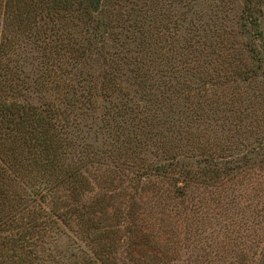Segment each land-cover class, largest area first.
Here are the masks:
<instances>
[{
  "label": "rangeland",
  "instance_id": "1",
  "mask_svg": "<svg viewBox=\"0 0 264 264\" xmlns=\"http://www.w3.org/2000/svg\"><path fill=\"white\" fill-rule=\"evenodd\" d=\"M116 1L107 32L95 12L48 42L26 37L0 0V69L19 71L14 88L0 84V111L57 109L58 166L87 181L57 207L104 203L100 225L113 240L96 264H264V0ZM39 170L26 159L0 177V204L14 205L0 250L34 225L40 261L92 264L77 224H37L53 202L28 194L59 182ZM134 221L145 244L132 243Z\"/></svg>",
  "mask_w": 264,
  "mask_h": 264
},
{
  "label": "trees",
  "instance_id": "2",
  "mask_svg": "<svg viewBox=\"0 0 264 264\" xmlns=\"http://www.w3.org/2000/svg\"><path fill=\"white\" fill-rule=\"evenodd\" d=\"M116 5V0H4L3 9L7 14L13 16L10 17L12 21L13 18L18 17L16 18L18 20L16 21L17 26L22 33H25L26 37L49 42L54 37L52 31L54 33V29L57 30L63 22L71 21L74 23V19H84V23L88 24L93 20V13L95 12L104 13L103 17L96 21L102 25L103 30L98 33L99 36L102 35L107 32L108 28L114 27L115 18L113 17L118 16L114 8ZM46 17L49 19V26ZM23 25L24 27H22ZM13 76H19L18 69H9L7 65L4 66L0 69V84L4 86L7 83L10 89L14 88ZM56 110L47 109L43 111L34 105L13 102L3 106V111H0V177L7 168H13L19 174L21 167H25L26 159L28 164L30 161L35 162L38 171H41L39 170L41 168L43 171L54 173L55 176L59 175L56 179L59 182L54 184L52 188L43 190L39 186H35L29 194L27 193L30 201L34 202L33 196L38 195L41 199L48 196L49 201L53 202L50 205L48 219L37 224L41 225L44 230L46 229L45 232L47 227L54 224L58 219L69 227H72L71 223L77 224L79 231L85 233L84 240H88L94 246L95 260H90L91 262L88 261V263L96 264L97 259L105 262L108 256L104 255L102 251L106 248L110 249L113 239L111 240L112 233L106 234L100 225L98 214L100 213L99 209H102L101 204L104 205V203L97 199L94 204H81L80 202L74 204L73 207L69 206L67 209L64 207L63 210H59L60 207H57L61 201L66 200V195L73 200H78V196L84 192L87 181L80 177L79 169L58 166V155L61 153L63 144L55 121ZM24 175L22 172L20 176ZM58 190L66 193L62 195ZM2 193L6 194L4 188L0 186V196ZM3 205L5 204L2 202L0 204V226L6 224L5 220L9 218L6 214L14 207L11 205L5 208ZM130 209H133V212L126 210L125 213L133 216L136 212L135 206L131 205ZM116 213V217L123 215L119 210ZM22 221L23 219L19 217L18 227H21ZM140 224L138 221H134L132 227L130 226L138 236L132 242L135 246L145 244L144 238L139 235L142 228ZM96 230L98 232L94 233ZM95 234L102 236L103 243L97 240L98 237H95ZM42 236L39 227L34 229V225H31L29 229L19 231L16 238L7 240L8 246L3 251L0 250V254L9 256V262H4V264H47L40 261L45 256L43 253L33 251L34 245L39 244L43 239ZM95 241L96 243L93 244ZM29 255L33 258L29 257L27 263L24 259L28 261ZM54 261L57 262L55 259Z\"/></svg>",
  "mask_w": 264,
  "mask_h": 264
}]
</instances>
